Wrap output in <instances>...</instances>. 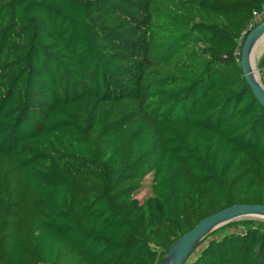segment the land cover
Wrapping results in <instances>:
<instances>
[{
	"label": "trees",
	"instance_id": "1",
	"mask_svg": "<svg viewBox=\"0 0 264 264\" xmlns=\"http://www.w3.org/2000/svg\"><path fill=\"white\" fill-rule=\"evenodd\" d=\"M263 12L0 0V264H161L203 219L264 206V107L239 67ZM183 264H264V223L212 231Z\"/></svg>",
	"mask_w": 264,
	"mask_h": 264
},
{
	"label": "water",
	"instance_id": "2",
	"mask_svg": "<svg viewBox=\"0 0 264 264\" xmlns=\"http://www.w3.org/2000/svg\"><path fill=\"white\" fill-rule=\"evenodd\" d=\"M263 33L264 20L261 21L255 28L251 29L242 41L239 67L247 85L253 92L255 99L261 106L264 107V90L252 78V68L248 57L252 44ZM243 216L264 217V206H233L203 219L193 229L181 236L170 248L166 255L167 257L171 256L170 264H183L191 251L209 233Z\"/></svg>",
	"mask_w": 264,
	"mask_h": 264
},
{
	"label": "rangeland",
	"instance_id": "3",
	"mask_svg": "<svg viewBox=\"0 0 264 264\" xmlns=\"http://www.w3.org/2000/svg\"><path fill=\"white\" fill-rule=\"evenodd\" d=\"M264 13V12H263ZM263 15V14H262ZM262 19V16L260 17ZM259 21V19H258ZM242 45V44H240ZM260 49V50H258ZM264 54V43L261 44L260 46H258L257 51H256V56H255V61H254V68L255 70L258 72V79L263 87L264 90V72H260L258 70V63L260 58L262 57V55ZM133 207L137 208H141V209H150L151 207H154V202L150 199V193L148 189H143L133 200ZM156 210H159V206H156ZM255 216H243L240 217L236 220H233L231 222H239V221H244V220H251V221H255V222H263L264 220L256 218ZM230 222V223H231ZM167 258V256H165L164 260ZM163 260V261H164ZM162 261V262H163ZM162 264V263H161Z\"/></svg>",
	"mask_w": 264,
	"mask_h": 264
},
{
	"label": "bare ground",
	"instance_id": "4",
	"mask_svg": "<svg viewBox=\"0 0 264 264\" xmlns=\"http://www.w3.org/2000/svg\"><path fill=\"white\" fill-rule=\"evenodd\" d=\"M263 43H264V33L252 44L250 51H249V55H248L249 62H250L251 68H252V73H251L252 78L254 79V81H256V83L262 89H263V87H262V85L258 79V72L254 68V61H255V56H256L255 54H256L257 48H258V46H260ZM258 50H260V49H258ZM255 217L264 220V217H261V216H255ZM170 262H171V256H168L162 264H170Z\"/></svg>",
	"mask_w": 264,
	"mask_h": 264
},
{
	"label": "built area",
	"instance_id": "5",
	"mask_svg": "<svg viewBox=\"0 0 264 264\" xmlns=\"http://www.w3.org/2000/svg\"><path fill=\"white\" fill-rule=\"evenodd\" d=\"M262 14L253 13V20H254V22L255 21H258V19H260V17L262 16ZM254 22H252V24H250V26L248 27V29L243 33L242 37H245L246 36L247 32L253 27V23Z\"/></svg>",
	"mask_w": 264,
	"mask_h": 264
}]
</instances>
